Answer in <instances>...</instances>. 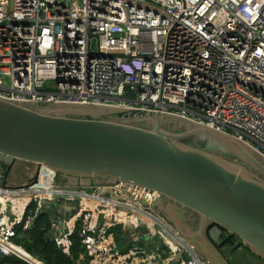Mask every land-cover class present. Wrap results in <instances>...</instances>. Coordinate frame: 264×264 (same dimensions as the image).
<instances>
[{
  "label": "built area",
  "instance_id": "1",
  "mask_svg": "<svg viewBox=\"0 0 264 264\" xmlns=\"http://www.w3.org/2000/svg\"><path fill=\"white\" fill-rule=\"evenodd\" d=\"M0 98L162 112L264 156V0H0ZM159 196L120 181L69 185L42 165L19 187L0 172V257H21L17 228L52 209L47 237L70 256L79 236L86 264H211ZM141 216L153 232H140Z\"/></svg>",
  "mask_w": 264,
  "mask_h": 264
},
{
  "label": "water",
  "instance_id": "2",
  "mask_svg": "<svg viewBox=\"0 0 264 264\" xmlns=\"http://www.w3.org/2000/svg\"><path fill=\"white\" fill-rule=\"evenodd\" d=\"M128 111L0 98V163H36L73 186L118 181L145 186L159 193L157 208L211 264H230L219 250L225 235L236 236L264 259V156L235 136L192 120L162 112L123 116ZM177 120L188 128L165 129ZM199 134L240 162L182 142ZM151 239L157 236L152 233Z\"/></svg>",
  "mask_w": 264,
  "mask_h": 264
},
{
  "label": "trees",
  "instance_id": "3",
  "mask_svg": "<svg viewBox=\"0 0 264 264\" xmlns=\"http://www.w3.org/2000/svg\"><path fill=\"white\" fill-rule=\"evenodd\" d=\"M186 141H192V138H186ZM206 148H209L211 144L202 142ZM202 145V146H203ZM4 165V164H3ZM10 168L11 166H6ZM51 228V213L50 211L40 212L34 221L33 226L28 230L17 228V235L15 242L21 246L18 251L26 258H37L45 264H86V259L80 260L82 253L84 252L83 246L80 241V237L75 235L73 237V248L71 255L68 256L62 253L56 244L49 240L47 233ZM234 239H238L234 235H225L223 243L234 245ZM244 247L249 251L248 247L244 246L241 242L235 246L237 250L240 247ZM250 252V251H249ZM258 257V256H256ZM260 258V257H258ZM0 264H30L24 259L18 256L0 257Z\"/></svg>",
  "mask_w": 264,
  "mask_h": 264
},
{
  "label": "rangeland",
  "instance_id": "4",
  "mask_svg": "<svg viewBox=\"0 0 264 264\" xmlns=\"http://www.w3.org/2000/svg\"><path fill=\"white\" fill-rule=\"evenodd\" d=\"M107 118H110L112 116H105ZM172 125V124H171ZM188 128V125L183 124L179 120L173 122V126H165V129L172 130L175 132H183L185 129ZM188 138H192V141L187 142L186 138L182 140V142L189 144V145H195L199 146L203 149H208L210 151H214L215 153L219 155H223L235 162H240L239 158L232 153L228 152L227 149L221 145L219 142L211 140L210 137L205 136L203 134L194 135ZM187 138V139H188ZM202 142H206L211 144L209 148H206L205 145L202 144ZM203 145V146H202ZM40 165L28 161L23 160H16L10 168H6L3 164L0 163V172L4 173L7 179V183L10 186L13 187H19L23 185H29L31 184L38 174ZM56 179L59 182H65L63 178L60 175H56ZM88 189V188H87ZM50 208V207H49ZM52 210V209H48ZM154 227L150 225L143 217H141V226H140V232H153ZM149 240L148 238L145 239V241ZM238 243L241 242L238 240ZM140 244L142 246L145 245V242L141 241ZM230 249H226L225 253H229ZM229 255V254H228ZM232 263L233 264H264V259H260L256 257L253 253L247 251L243 246L235 250V252L232 255Z\"/></svg>",
  "mask_w": 264,
  "mask_h": 264
},
{
  "label": "flooded vegetation",
  "instance_id": "5",
  "mask_svg": "<svg viewBox=\"0 0 264 264\" xmlns=\"http://www.w3.org/2000/svg\"><path fill=\"white\" fill-rule=\"evenodd\" d=\"M190 224L191 225H193V226H195V224H196V222L195 221H190ZM221 239L222 240H225V236H223V237H221ZM239 240V239H238ZM238 243V241H237V239H234V245H230V244H227V243H223L220 247H219V250L223 253V254H225V256L227 257V259H228V261L231 263V264H233L231 261H232V255H233V253L235 252V246L236 245H238L237 244ZM240 243V242H239ZM230 249L229 250V253H225L226 252V249ZM229 254V255H228ZM261 259V258H260Z\"/></svg>",
  "mask_w": 264,
  "mask_h": 264
},
{
  "label": "crops",
  "instance_id": "6",
  "mask_svg": "<svg viewBox=\"0 0 264 264\" xmlns=\"http://www.w3.org/2000/svg\"><path fill=\"white\" fill-rule=\"evenodd\" d=\"M62 206V205H61ZM60 207H57V208H54V213L55 212H58L57 210L59 209ZM160 211V210H159ZM162 214V213H161ZM163 215V214H162ZM141 217H143L145 220H146V218L144 217V216H141ZM141 217L139 218V225L141 226ZM147 221V220H146ZM170 223V222H169ZM171 224V223H170ZM172 225V224H171ZM173 226V225H172ZM174 227V226H173ZM175 228V227H174ZM128 235H127V238H126V243L127 244H129V242H130V233H127ZM121 241H123L122 239H121ZM124 242V241H123ZM224 255V257L227 259V257L225 256V254H223ZM228 260V259H227ZM230 263V262H229ZM231 264V263H230Z\"/></svg>",
  "mask_w": 264,
  "mask_h": 264
},
{
  "label": "bare ground",
  "instance_id": "7",
  "mask_svg": "<svg viewBox=\"0 0 264 264\" xmlns=\"http://www.w3.org/2000/svg\"><path fill=\"white\" fill-rule=\"evenodd\" d=\"M46 169L49 170L51 173L53 172L51 169H49V168H47V167H46ZM19 255H20L22 258L26 259V260L33 261V262H34L33 259H29V258L24 257L20 252H19Z\"/></svg>",
  "mask_w": 264,
  "mask_h": 264
}]
</instances>
